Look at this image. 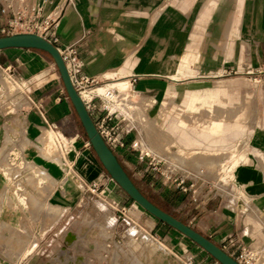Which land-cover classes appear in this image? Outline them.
Wrapping results in <instances>:
<instances>
[{
	"label": "crops",
	"instance_id": "1",
	"mask_svg": "<svg viewBox=\"0 0 264 264\" xmlns=\"http://www.w3.org/2000/svg\"><path fill=\"white\" fill-rule=\"evenodd\" d=\"M206 1L53 0L49 9L63 4L55 30L58 46H76L82 72L97 81L90 86L93 95L95 87H108L113 79H122L129 82L139 102L155 99L156 103L164 104L168 98L184 96V108L202 109L206 104L204 116L196 119L195 125L184 118L176 121L180 142L168 136L159 139L165 145L172 141L177 144L175 154H191L209 167L217 163L226 165L218 147L230 146L234 150L238 143L244 142V136L251 135V157L231 170L234 188L231 201L226 196L191 201L167 184L156 188L160 193L157 201L155 195L144 193L140 187L147 182L152 185L151 172L147 170L139 178L135 176V160L128 156L122 159L121 151L115 155L134 184L155 205L191 226L234 259L238 248L245 246L256 254L252 264H264V117L254 128L248 127L237 107L224 109L226 101L218 95L226 93L225 87L202 86L216 77L217 71L227 75L264 72V0H240V14L233 18L218 11L221 7H233L236 0H218L212 20L203 22L210 23V37L221 38L222 47L211 44L206 52L209 59L206 66L193 63L185 66L188 54L184 55V44L185 38H189L185 24L195 22L197 9ZM199 28L190 33V46L206 30L205 26ZM217 50H222L218 52L222 53L218 66L210 63V59L215 60ZM40 52L49 55L35 48L0 50V68L17 72L23 83L34 88L27 96V106L21 107L20 112H0V222L32 232L38 237L39 252H44L42 249L54 241V236L66 230L72 216L83 214L90 205L92 195L85 184L98 181L113 202L130 205L136 218L151 234L162 239L182 264H220L196 242L130 203L128 195L110 180L87 144L84 130V137L77 134L73 137L75 144L71 145L70 153H65L64 160L56 161L49 155V136L45 139L44 134L57 129L62 135L70 136L71 115L76 113L60 76L57 87L46 85L40 78L23 79L26 77L20 74L28 68L38 70L40 66L29 65L40 60ZM232 55L237 58L234 65L228 63ZM94 101L98 103L97 98ZM154 113L157 115V111ZM189 125L192 132L187 130ZM38 172L47 176L40 180ZM58 212L60 217L55 220L54 214ZM52 250L54 256L55 246Z\"/></svg>",
	"mask_w": 264,
	"mask_h": 264
},
{
	"label": "rangeland",
	"instance_id": "2",
	"mask_svg": "<svg viewBox=\"0 0 264 264\" xmlns=\"http://www.w3.org/2000/svg\"><path fill=\"white\" fill-rule=\"evenodd\" d=\"M217 1L207 0L197 9L195 22L185 24V30L189 35V38H185L184 44V55L188 54L185 57V66L190 63L206 66L204 64L209 60L206 52L211 44L217 48L220 45L222 47L221 38L211 39L208 32L210 23L203 22V20H212V15L217 9ZM240 4V0H236L231 8H219L218 14L222 13L232 18L238 16ZM201 16H206V18L203 19ZM201 26H205V32L196 44L190 46V33L200 29ZM238 41L239 39H237ZM219 51L216 52L215 60L210 59V63H214L216 66L222 62V53H218ZM40 54V60H34V65H29L40 66L38 70L32 71L28 68L27 71L20 72L26 77L23 79L40 78L46 81V85L56 84L57 87H60L57 68L53 67L49 55L43 52ZM228 63L232 65L237 63L236 56L232 55L231 61ZM18 79L17 72L10 73L0 68L1 113L20 112L21 107L27 106V96L29 91L34 88L30 84H21L20 82L23 81ZM117 80L113 79L111 82L114 83ZM202 84V86L212 88L225 87L226 93L220 92L218 95L220 99L226 101L224 109H228L229 106L237 107V113L243 112L248 127L254 128L263 120L264 72H231L230 75H227V73L217 71L216 77L212 78L209 83ZM127 93L128 97L125 102L124 99L120 100L122 95L119 91L118 109L131 122L133 129L129 133V137L125 139V146L117 149L115 154L121 151L124 153L122 159L128 156L135 160V176L141 178L145 172L147 173V170L151 172L152 185L149 182L141 184L142 191L148 195H155L154 199L158 201L160 193L156 188L167 184L170 189L184 193L191 198V201H193V196H197V201H204L210 197H225L227 194L229 195L225 199L233 200V196H230L234 194V188L230 181L231 170L251 157V135L244 136V142L238 143L234 150L230 146L218 147V151L222 153L221 159L226 165L217 163L214 167H209L204 163L205 161L192 158L194 156L191 154H175L178 146L173 141L167 145L159 141L162 136H168L175 142H180V130H175L174 126L176 121L179 118H184L191 121L190 124L195 125L196 119L204 116L206 104L202 109L184 108L182 103L184 96L168 98L164 104L156 103L155 99L139 102V99H135L129 82ZM120 101L125 102L126 105L121 106ZM153 105L154 107H152ZM150 108L151 110L148 111ZM155 111H157V115L154 113ZM70 126L72 128L70 136L62 135L57 129H51L57 133L55 144L52 143L53 147H57V151L61 150L66 154L71 152V145L75 144L73 137L76 134L84 137L80 121L74 113L71 115ZM188 127L187 130L192 132L191 126ZM59 134L63 137H59ZM44 135H47V132ZM133 140L138 142L135 149L130 147V142ZM140 151L147 156L139 158ZM235 158L236 160L233 161ZM151 159L159 161L157 169L150 168L148 162ZM165 174H171V179L167 180ZM46 176V173L42 172L38 175L40 180ZM108 177L110 178L109 175ZM180 178H184L182 185L187 188L186 191L176 185ZM110 180L112 179L110 178ZM130 203L135 202L130 198ZM116 204L111 200L107 191L98 196L93 194L90 205L83 214L72 216L66 225V230L60 232L58 237L55 238L52 233L54 241L49 242L45 250L42 249L44 252H39L38 237H35L32 232L23 228L16 229L0 222V264H182L178 255L171 252L162 239L151 234L145 225L136 218L129 209L130 205L124 203L116 206ZM123 205L129 209L126 216L130 220L117 211V208ZM59 217V212L54 214L55 220ZM53 246L56 249L54 256Z\"/></svg>",
	"mask_w": 264,
	"mask_h": 264
},
{
	"label": "built area",
	"instance_id": "3",
	"mask_svg": "<svg viewBox=\"0 0 264 264\" xmlns=\"http://www.w3.org/2000/svg\"><path fill=\"white\" fill-rule=\"evenodd\" d=\"M69 1L70 0H68V2ZM52 2L53 0H1L0 36L15 33H35L51 42L57 48L66 66L70 81L81 97L98 133L109 149L115 154L117 149L125 146V139L129 137V133L133 129L131 122L128 121V118L118 109L119 90L114 87L104 86L101 87V92H97L99 87H95L93 95L90 86L97 84V81L93 77H89L82 72V61L78 55L76 46L73 44L64 45L62 47L58 46V37L55 30L63 4H57L49 9V5L52 4ZM20 83L23 84V82ZM85 91L91 93L90 97H82V92ZM94 98H97V104ZM94 111H97V113L93 116L92 114ZM47 126L54 128V125L51 124H47ZM87 144L89 143L87 142ZM137 144V140H133L130 142V147L135 149ZM144 156H147V154H142L140 151L139 158ZM148 163L151 169H157L159 161L151 159ZM165 177L167 180L171 179V174H165ZM173 180L176 179L174 178ZM183 182L184 178H180L176 185L183 191H186L187 188L182 185ZM85 187L91 195L94 194L96 196L102 194L105 189L98 181L85 184ZM229 188L231 190V187ZM192 200L197 201V196H193ZM116 206L118 205L116 204ZM128 210L129 209L125 205L117 208V211L130 220V218L126 216ZM229 242H231V240H229ZM255 255L254 250L241 246L238 248L235 260L239 264H252L255 260Z\"/></svg>",
	"mask_w": 264,
	"mask_h": 264
},
{
	"label": "water",
	"instance_id": "4",
	"mask_svg": "<svg viewBox=\"0 0 264 264\" xmlns=\"http://www.w3.org/2000/svg\"><path fill=\"white\" fill-rule=\"evenodd\" d=\"M6 48H35L43 50L51 56L58 70L67 97L74 108L89 144L110 178L128 195L129 198L157 219L163 221L196 242L220 264H239L218 245L197 232L191 226L185 224L155 205L141 192V190H139L118 161L115 154L109 149L98 133L81 97L70 81L66 66L57 48L51 42L35 33H15L0 36V50Z\"/></svg>",
	"mask_w": 264,
	"mask_h": 264
},
{
	"label": "bare ground",
	"instance_id": "5",
	"mask_svg": "<svg viewBox=\"0 0 264 264\" xmlns=\"http://www.w3.org/2000/svg\"><path fill=\"white\" fill-rule=\"evenodd\" d=\"M117 87V89H119V91H120V93H121V97L122 98H120V100L122 101L123 99H124V101L126 102V99H127V97H128V93H127V88H128V81H126V80H117L116 82H114V83H111L110 84V87ZM98 87V86H97ZM98 91L97 92H101V90H102V88H101V86H99V88L97 89ZM90 95H91V93L89 92V91H85V92H82V97L83 98H88V97H90ZM120 101V105L121 106H124V105H126L125 104V102L123 103V102H121ZM134 104V103H133ZM138 105V104H137ZM132 107V106H131ZM137 107H139V106H137ZM47 132V135L49 136V142H50V145H51V152L49 153V155H53V158H54V160H56V161H61V159L62 160H64L65 158H66V156H65V153L64 152H62L61 150L60 151H57V147L56 148H54L53 147V145H52V143L53 144H55V137H56V135H57V133L56 132H54L53 130H51V129H49V130H47L46 131ZM46 136V135H45ZM45 136H43V137H45ZM59 137H63L61 134H59L58 135ZM41 139V138H40ZM49 149H50V147H49ZM55 150H56V152L58 153H56L55 152ZM51 158V157H50ZM50 160V159H49ZM70 174V173H69ZM229 194H227V195H225L226 197L228 196ZM230 196H233L232 194L230 195ZM229 199V198H228Z\"/></svg>",
	"mask_w": 264,
	"mask_h": 264
}]
</instances>
